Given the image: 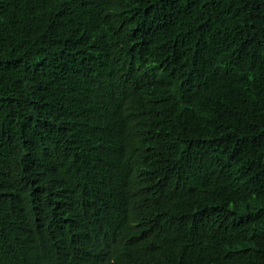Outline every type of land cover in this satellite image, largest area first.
Wrapping results in <instances>:
<instances>
[{
	"label": "trees",
	"instance_id": "1",
	"mask_svg": "<svg viewBox=\"0 0 264 264\" xmlns=\"http://www.w3.org/2000/svg\"><path fill=\"white\" fill-rule=\"evenodd\" d=\"M0 264H264V0H0Z\"/></svg>",
	"mask_w": 264,
	"mask_h": 264
}]
</instances>
